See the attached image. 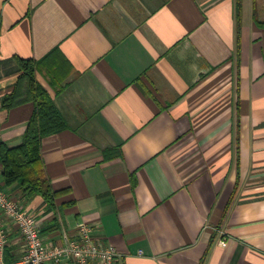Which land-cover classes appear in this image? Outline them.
Returning <instances> with one entry per match:
<instances>
[{
    "label": "crops",
    "instance_id": "0c3cea01",
    "mask_svg": "<svg viewBox=\"0 0 264 264\" xmlns=\"http://www.w3.org/2000/svg\"><path fill=\"white\" fill-rule=\"evenodd\" d=\"M236 16L235 0H0V142L34 109L2 106L17 58L68 125L41 143L53 207L0 165L45 241L85 221L116 264H264V0H241L238 50ZM9 230L7 263L24 247Z\"/></svg>",
    "mask_w": 264,
    "mask_h": 264
},
{
    "label": "trees",
    "instance_id": "16d2710c",
    "mask_svg": "<svg viewBox=\"0 0 264 264\" xmlns=\"http://www.w3.org/2000/svg\"><path fill=\"white\" fill-rule=\"evenodd\" d=\"M236 2L237 50L240 40L241 0ZM264 26V23L258 22ZM21 70L19 79L11 93L3 98L2 106L10 108L25 101L34 105L28 119L23 139L16 146L0 142V165L3 186L17 184L28 196L41 195L53 207L57 191L53 189L46 174L41 156V143L45 136L67 128V122L58 110L48 90L37 80L38 62L32 58H17Z\"/></svg>",
    "mask_w": 264,
    "mask_h": 264
},
{
    "label": "built area",
    "instance_id": "2783aa9c",
    "mask_svg": "<svg viewBox=\"0 0 264 264\" xmlns=\"http://www.w3.org/2000/svg\"><path fill=\"white\" fill-rule=\"evenodd\" d=\"M16 226L24 241L22 255L11 263L4 259L10 244V226ZM222 244L226 240L220 241ZM118 253L110 244L94 235V227L76 223L74 237H65L61 244L43 239L35 215L22 208L18 199L11 197L0 184V264H116Z\"/></svg>",
    "mask_w": 264,
    "mask_h": 264
}]
</instances>
